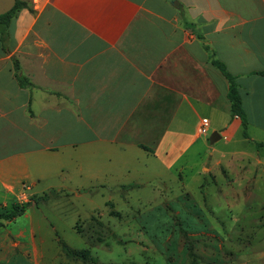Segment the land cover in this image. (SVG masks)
Segmentation results:
<instances>
[{
    "label": "crops",
    "instance_id": "0c3cea01",
    "mask_svg": "<svg viewBox=\"0 0 264 264\" xmlns=\"http://www.w3.org/2000/svg\"><path fill=\"white\" fill-rule=\"evenodd\" d=\"M26 4L0 35L1 211L52 159L98 177L131 156L170 169L210 130L234 140L243 124L214 61L234 79L250 140L264 143V0Z\"/></svg>",
    "mask_w": 264,
    "mask_h": 264
},
{
    "label": "rangeland",
    "instance_id": "374dc122",
    "mask_svg": "<svg viewBox=\"0 0 264 264\" xmlns=\"http://www.w3.org/2000/svg\"><path fill=\"white\" fill-rule=\"evenodd\" d=\"M214 132L170 169L131 156L91 177L52 159L15 203L31 206L0 228V262L264 264V147L243 132L211 145ZM62 242L87 251L86 262L67 256Z\"/></svg>",
    "mask_w": 264,
    "mask_h": 264
},
{
    "label": "trees",
    "instance_id": "16d2710c",
    "mask_svg": "<svg viewBox=\"0 0 264 264\" xmlns=\"http://www.w3.org/2000/svg\"><path fill=\"white\" fill-rule=\"evenodd\" d=\"M26 1L27 0H17L15 7L8 13L1 15L0 16V35L2 37V40L5 42V40L8 37V27L10 24L11 19L14 17L16 12L23 8L26 7ZM214 65L218 67V69L222 72V74L229 80L230 82V88L228 92V99L231 103V108L230 112L233 117H239L242 121L243 124V136L250 140V136L247 133V120H246V115L245 112L242 108V102H241V97L239 95L237 86L234 82L233 77L226 71L225 66L219 62V61H214ZM20 81L22 85L25 86H32L31 84L27 83L25 79L20 77ZM257 147H264V143H256ZM134 185L130 186H122L124 190L132 188ZM44 197L47 198V195ZM42 199V198H40ZM38 203V199L35 201V204ZM31 206V202L27 201L22 204H13L11 206V210L9 211H0V228L5 226L6 222H12L14 221L17 217L23 215L26 211V209ZM62 251L69 257H74L80 260H83L86 262L87 260V251H75L71 249L67 244L62 242ZM0 264H5L1 263Z\"/></svg>",
    "mask_w": 264,
    "mask_h": 264
},
{
    "label": "water",
    "instance_id": "95a60500",
    "mask_svg": "<svg viewBox=\"0 0 264 264\" xmlns=\"http://www.w3.org/2000/svg\"><path fill=\"white\" fill-rule=\"evenodd\" d=\"M173 2V0H167ZM17 0H0V16L10 12L16 5ZM221 139V136L218 132H214L210 138L209 143L213 145Z\"/></svg>",
    "mask_w": 264,
    "mask_h": 264
},
{
    "label": "built area",
    "instance_id": "2783aa9c",
    "mask_svg": "<svg viewBox=\"0 0 264 264\" xmlns=\"http://www.w3.org/2000/svg\"><path fill=\"white\" fill-rule=\"evenodd\" d=\"M208 127H209L208 121L204 120L201 123L199 132L202 133V134H206L207 133V130H208Z\"/></svg>",
    "mask_w": 264,
    "mask_h": 264
}]
</instances>
